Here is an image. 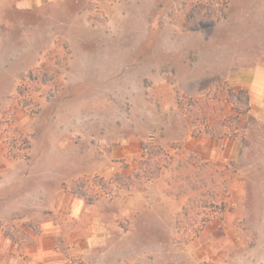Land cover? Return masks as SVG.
Segmentation results:
<instances>
[{
	"label": "rangeland",
	"instance_id": "rangeland-1",
	"mask_svg": "<svg viewBox=\"0 0 264 264\" xmlns=\"http://www.w3.org/2000/svg\"><path fill=\"white\" fill-rule=\"evenodd\" d=\"M230 7L0 0V264H264Z\"/></svg>",
	"mask_w": 264,
	"mask_h": 264
},
{
	"label": "crops",
	"instance_id": "crops-1",
	"mask_svg": "<svg viewBox=\"0 0 264 264\" xmlns=\"http://www.w3.org/2000/svg\"><path fill=\"white\" fill-rule=\"evenodd\" d=\"M234 18H240L251 26L248 33H257L251 45L254 57L247 66L234 67L229 75L228 84L231 88L245 90L247 98L246 117L263 131L264 143V41H260L258 33H264V0H229ZM236 11V12H235ZM246 139V138H245ZM241 144L251 142L250 139L240 140ZM264 229V221L258 223ZM250 226V225H249Z\"/></svg>",
	"mask_w": 264,
	"mask_h": 264
},
{
	"label": "trees",
	"instance_id": "trees-1",
	"mask_svg": "<svg viewBox=\"0 0 264 264\" xmlns=\"http://www.w3.org/2000/svg\"><path fill=\"white\" fill-rule=\"evenodd\" d=\"M180 106V105H179Z\"/></svg>",
	"mask_w": 264,
	"mask_h": 264
}]
</instances>
